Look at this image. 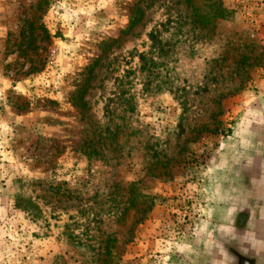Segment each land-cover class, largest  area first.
I'll return each mask as SVG.
<instances>
[{
  "label": "rangeland",
  "instance_id": "1",
  "mask_svg": "<svg viewBox=\"0 0 264 264\" xmlns=\"http://www.w3.org/2000/svg\"><path fill=\"white\" fill-rule=\"evenodd\" d=\"M0 264H264V0H0Z\"/></svg>",
  "mask_w": 264,
  "mask_h": 264
}]
</instances>
